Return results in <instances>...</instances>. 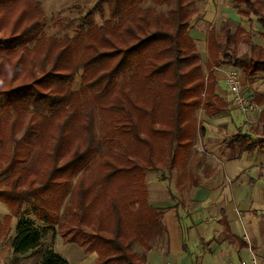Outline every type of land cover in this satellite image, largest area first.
I'll use <instances>...</instances> for the list:
<instances>
[{
    "label": "trees",
    "instance_id": "trees-1",
    "mask_svg": "<svg viewBox=\"0 0 264 264\" xmlns=\"http://www.w3.org/2000/svg\"><path fill=\"white\" fill-rule=\"evenodd\" d=\"M234 1L264 27V0ZM93 2L75 3L74 17L57 16L66 31L57 37L43 31L38 0H0V174H13L0 199L15 216L40 221L20 219L11 241L15 255L39 254L36 264H70L46 234L96 251L95 264H145L166 235L147 172L184 163L205 134L199 110L207 117L229 110L190 34L188 0H174L166 13L155 6L167 0ZM251 40L224 22L209 33L211 57L254 82L264 73V47L238 54ZM253 102L263 106L264 96ZM259 117L264 123V108ZM225 142L249 152L262 143L240 133ZM140 214L151 219L140 223Z\"/></svg>",
    "mask_w": 264,
    "mask_h": 264
},
{
    "label": "crops",
    "instance_id": "crops-1",
    "mask_svg": "<svg viewBox=\"0 0 264 264\" xmlns=\"http://www.w3.org/2000/svg\"><path fill=\"white\" fill-rule=\"evenodd\" d=\"M214 10L216 13V8ZM214 10L211 11L213 14ZM233 15L238 18V22L233 24L228 21L226 23L232 29L243 27L252 37L250 43H242L239 46L238 54L249 53L254 45L264 47L263 25L257 19L252 22V17L241 16L238 9ZM210 23V29L205 34L197 27L190 34L195 40L207 39L206 46L209 54V60L206 59L207 70L208 72L212 71L218 81L216 91L221 98L228 101L229 110L226 112H229L233 106L234 94L228 84V73L229 71H238L236 68L219 65L213 61L210 54L209 33L212 29H219L216 28L217 20ZM238 74L241 76L239 72ZM254 86L257 87L255 93L264 96V84L258 86L256 83ZM262 108L264 105H257V109L260 111ZM259 114L245 119L251 124V130H246L242 124H239L236 125L237 129L233 133H230L233 128V117H207L211 123L222 122L217 127L218 129L223 128V131L227 132V138L240 133L249 135L254 141H262V143L252 152L241 151L239 158L226 159L224 174L227 179L215 189L194 181L193 197L190 199L193 206H196L194 211H190L187 205L181 208L183 201L173 199V194L170 191L168 197L162 196L163 187L159 189L161 195L157 194L156 197L152 193L154 188H149L151 204L157 208L165 209L163 221L166 226V234L170 239V250L165 252V247H160L159 243L157 248L147 253L145 264H171V262L180 264L176 259V253L184 255L181 258V264H241L242 260L249 259L252 254L257 255L259 264H264V136L262 134L264 123L260 121ZM225 151H227L226 147L221 153ZM248 156H252L251 160L248 159ZM182 164H175L172 170L178 169ZM214 167L205 174L204 180L214 179L212 172ZM150 172H147L146 177L149 186ZM161 176L166 179L162 171ZM227 181L230 184V187L227 186L228 188L224 185ZM20 219L22 216L16 217L8 204L0 199V264H36L39 260V254L19 256L13 252L11 241L16 235ZM63 243L75 244L64 241ZM55 250H57L56 247ZM82 252L77 253L73 258L69 254L64 257L70 264L96 263L98 259L96 251L85 253L83 250Z\"/></svg>",
    "mask_w": 264,
    "mask_h": 264
},
{
    "label": "rangeland",
    "instance_id": "rangeland-1",
    "mask_svg": "<svg viewBox=\"0 0 264 264\" xmlns=\"http://www.w3.org/2000/svg\"><path fill=\"white\" fill-rule=\"evenodd\" d=\"M41 2L45 14L46 19L44 20L43 24V31L47 35H54L57 37H62L66 31H62L59 25H56L55 19L57 16H63L65 18L68 17H74L77 15V12L74 8V4L79 3H87L90 7L93 5V0H38ZM189 1V7L191 8L193 12V19L191 21V27H190V33L194 31L196 27L199 30H202L204 34L209 31L211 21L217 20L216 28L220 29L222 24L224 22L230 21L231 23L235 24L238 22V18L232 14L238 9V4L234 0H188ZM174 0H167L166 3L155 6L158 11L161 13H166L167 10L173 5ZM148 5L154 6L152 2H149ZM216 8V13L215 9ZM212 9L214 10V14L211 12ZM223 9V10H222ZM222 10V13H221ZM226 10V11H225ZM225 13V15H223ZM96 17L98 19V22L101 23L100 16L96 13ZM216 17V18H214ZM108 18V17H107ZM257 17L252 16V22L256 20ZM245 20V19H244ZM247 23V21L245 20ZM252 28L250 29V31ZM254 33V31H253ZM203 34V35H204ZM196 47L201 55L202 61L204 66L206 64V59L209 60V54L207 52V39L205 40H195ZM241 74V88L243 95L246 96V98L253 104V110L249 109L246 112L243 111L236 103L233 101V106L229 112H224L222 114H218L214 117H233V128H231V132L233 133L237 127L236 125L242 124L246 130L252 129L251 124L248 123L245 119L249 117H254L255 115L258 116L260 109H257V105L253 102V97L255 94V86L254 84L257 83L258 86L264 84V73L259 74L254 82H250L251 80H248L245 75L237 70ZM205 72L208 73L207 68H205ZM80 76L77 77L75 82V89H78L80 86ZM256 116V117H257ZM196 117H198L199 120H201L202 125L205 129V134L200 135L199 133L196 135L195 144L191 149L190 155L188 158L183 161L184 163L182 166L180 165L178 169H173L171 171H162L163 175L166 176V179H163L161 176V171H152L150 172V178L148 179L150 181L149 188L152 187V193L153 196L156 197V195L164 196L165 198L168 197L169 191L171 194H173V199L179 201H183L184 206H188L190 211H194L196 209V206H193V203H191L190 199L193 197V190H194V184L193 182H201L204 184V186L214 188L220 185L221 183L226 180V175L224 174V166L227 162L226 159H236L241 157L240 153L241 150L236 144L232 145L230 143H227L224 141V139L227 138V132L225 133L223 131V128L218 129L217 125L222 122H214L211 123L210 120H208L207 115H205L204 111L199 110ZM244 117V118H243ZM223 121V120H222ZM99 127V126H98ZM227 148V151L224 153L222 152V148ZM223 154V155H221ZM223 156V157H222ZM225 156V157H224ZM249 160H251L252 156H248ZM98 159V155L94 157V160L96 161ZM182 162V160L179 161V163ZM239 164V163H238ZM33 165V164H31ZM214 167L213 177L214 179H207L204 180V176L207 172H210V169ZM191 173V175H189ZM8 175V178H11L13 174H10L9 172L0 174V189L6 188L8 180L6 182L4 181ZM148 175V176H149ZM169 180H168V179ZM196 178V180H194ZM179 180V181H178ZM162 183V185H161ZM213 185V186H212ZM226 188L227 186L230 187L229 182L227 181L226 184H224ZM161 193H159V189L162 188ZM211 190V189H210ZM217 193V192H216ZM29 208V205L27 202H25L22 206L23 211ZM22 218H26L28 220H31L30 218L34 219L35 223L37 225H40V221L36 218V216L32 213L29 214H23L21 215ZM17 217V216H16ZM151 219V216L146 214H140L138 216V221L140 223H144ZM48 242V246L57 248V252L64 256L71 255L72 258L76 256L77 253H81L83 250L81 247H79L76 244H64L62 241V238L60 235L56 236L55 239H52L49 234H46L44 239ZM160 243V247H165V252H169L170 250V239L167 234L160 239V241L157 244V247ZM156 247V248H157ZM176 248V246H175ZM134 251L136 254V257L143 262L142 253L144 251V248L140 244L134 245ZM178 252V251H175ZM83 253V252H82ZM184 255L177 254L176 253V259H178L179 263L182 262V257ZM236 262V260H234ZM171 264H175L172 263Z\"/></svg>",
    "mask_w": 264,
    "mask_h": 264
},
{
    "label": "built area",
    "instance_id": "built-area-1",
    "mask_svg": "<svg viewBox=\"0 0 264 264\" xmlns=\"http://www.w3.org/2000/svg\"><path fill=\"white\" fill-rule=\"evenodd\" d=\"M228 84L231 92L234 94V103H236L243 111L254 109L253 104L242 93L241 76L236 71H229ZM241 264H259L257 255L252 254L249 259H244Z\"/></svg>",
    "mask_w": 264,
    "mask_h": 264
}]
</instances>
